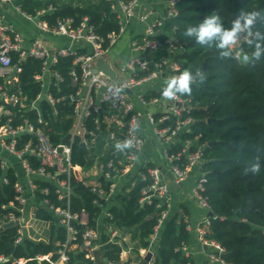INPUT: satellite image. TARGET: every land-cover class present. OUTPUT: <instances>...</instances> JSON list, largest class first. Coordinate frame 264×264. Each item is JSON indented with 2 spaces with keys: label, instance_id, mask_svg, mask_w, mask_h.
<instances>
[{
  "label": "built area",
  "instance_id": "1",
  "mask_svg": "<svg viewBox=\"0 0 264 264\" xmlns=\"http://www.w3.org/2000/svg\"><path fill=\"white\" fill-rule=\"evenodd\" d=\"M21 1L0 0L3 4L11 5L43 33L64 37L67 41L63 45L50 47L44 37L37 35L28 42L21 30L0 15V77L8 84L7 88L0 84V168L5 172L14 168L4 157L5 152L17 158L26 176L25 183L18 176L15 185L17 203H9L12 211L1 224L14 222L19 227L15 244L21 243L24 238L47 241L51 236L34 223L35 220H45L26 217L27 188L33 200L42 201L44 208L55 215L57 226L65 230V239H59L57 232L53 235L57 258L51 261L48 255L38 254L33 259L39 264L44 260L50 261V264H68L72 254H84L96 264L97 253H105V246L109 243L121 246V260L115 261L105 256L104 264H126L122 261L124 255L129 259L138 255L140 263L154 264L161 229L172 207L169 172L177 184L193 177V198L208 213L194 227L198 242L205 248L206 259L202 263L196 262V252L189 243L178 249L190 259L184 264H234L225 259V247L209 236L211 205L204 194L208 178L201 169L205 144L197 143L193 149L198 137L191 139L184 136L195 120L191 114V99L180 96L166 103L160 92L151 88L152 82L163 73L175 76L181 72V64L172 59V55L180 51L178 39L173 34L167 35L164 28L166 18L178 14V0H168L165 17L151 18L149 12L140 15V21L145 25L144 33L130 40L131 55L117 65L107 58V53L127 31L141 0H108L119 18V29L107 37L97 32L88 16L77 25L73 18H59L51 25L43 16L56 10L53 4L32 14L22 8ZM160 52L164 54L159 55ZM65 57L73 59L69 74L71 84L76 86L77 91L68 97L73 104L71 127L61 141L55 143L46 131L50 122L42 114L41 102L47 101L53 113L58 114L57 104L61 98L56 97L51 88L65 79L57 68L60 59ZM28 58L42 61L41 71L35 75L41 89L30 102L19 87V73L23 70L20 62ZM100 58H104L115 70V79L97 67ZM106 107L121 118L117 126L108 125L103 120L102 111ZM32 111L37 113L35 121L26 114ZM98 112L101 117H92ZM91 119L94 120L93 127H90ZM146 121L158 142L164 146L166 166L142 161L146 145L143 125ZM81 143L86 144L88 152H78H84L90 159L95 157L90 166L75 161V145L79 149ZM100 144L102 149L98 151ZM76 173L97 194L95 203L100 206L101 213L95 219L94 226L86 210H72ZM138 178L147 183L142 189L140 203L152 204L158 200L156 213L159 217L148 238V245L136 252L130 232L122 231L111 222L113 214L110 208L116 204L118 195L129 189L128 182L134 185ZM39 181L48 182L54 187V194L61 205L51 202L48 197L39 198L36 195L37 192L50 193L49 186L41 187ZM2 183H8L5 176ZM185 221L191 230L187 217ZM261 228L264 232V224ZM103 235L106 236L104 240ZM149 253L151 259L146 261ZM8 259L10 256L0 253V264ZM28 260L18 258L15 262L24 264Z\"/></svg>",
  "mask_w": 264,
  "mask_h": 264
},
{
  "label": "trees",
  "instance_id": "2",
  "mask_svg": "<svg viewBox=\"0 0 264 264\" xmlns=\"http://www.w3.org/2000/svg\"><path fill=\"white\" fill-rule=\"evenodd\" d=\"M20 4L32 14L53 4L56 10L43 16L51 25L59 18H73L77 25L88 16L97 32L103 36L107 37L119 29V18L108 0H22ZM177 9L178 14L167 17L164 26L178 39L177 45L180 47L172 59L181 64V72L200 69L206 73L205 82L194 84L192 94L182 97L191 99V114L195 119L184 136L191 139L198 137L193 149L197 143L205 144L201 169L208 178L204 194L212 212L209 236L225 247L226 260L234 264H264V232L261 228L264 224V13L256 21L253 36L242 34L236 45L242 55H251L255 43L261 44V59L247 65L232 58H221L214 45L211 48L201 46L184 35L187 27L197 26L213 12L221 17L226 28H230L241 10H264V0H178ZM257 32L259 37L255 35ZM249 40L253 42L251 46L247 43ZM72 63V58L65 57L57 64L65 78L51 88L54 95L61 98L57 104L58 114L53 113L47 101L41 102L42 114L50 122L46 131L55 143L61 141L73 122V104L68 99L77 91L70 80ZM20 64L23 70L19 73V87L30 102L41 89L35 75L41 71L42 61L28 58ZM0 84L5 88L8 86L2 77ZM26 114L33 121L37 119V113L33 111ZM97 116L101 117L99 112L92 115ZM93 126L94 120L91 119L90 127ZM101 149L102 144L97 147L98 151ZM78 151L76 144L75 161L90 166L95 157L90 159L84 152ZM257 162L260 171L253 175L248 170ZM4 176L8 183H2ZM17 181L18 174L14 168L6 172L0 168V226L12 211L9 203L16 202ZM39 183L41 187L50 188L48 194L37 192L39 198L48 197L56 205L62 204L56 199L52 185L45 181ZM74 184L72 210H86L94 226L95 219L101 213L100 206L95 203L97 194L83 183L77 173ZM146 185L138 178L127 192L125 190L118 195L116 204L110 208L113 214L111 222L122 231L130 232L132 241H137L136 252L148 245V238L159 217L156 213L158 200L152 204L140 203L142 189ZM183 213L178 211L171 214L162 227L154 264H184L190 260L178 250L188 245L192 237L185 221L187 214ZM36 217L50 222L51 237L47 241L24 238L21 243L15 244L19 227L13 225L5 228L0 231V253L10 256V259L1 264H17L15 260L18 258L30 259L24 264H39L33 259L38 254L48 255L51 261L57 258L53 234L57 231L58 238L65 239V230L57 226L55 215L44 207L36 210ZM105 249L107 258L121 260V246L109 243ZM42 264H50V261L44 260ZM69 264L95 263L84 254H72Z\"/></svg>",
  "mask_w": 264,
  "mask_h": 264
},
{
  "label": "crops",
  "instance_id": "3",
  "mask_svg": "<svg viewBox=\"0 0 264 264\" xmlns=\"http://www.w3.org/2000/svg\"><path fill=\"white\" fill-rule=\"evenodd\" d=\"M79 1V0H76ZM168 11V0H141L137 6L136 16L132 19L127 31L120 37L118 40V44H116L117 49L120 52H123L118 58H113L111 55H108L107 58L113 62V64L117 65L121 62L128 59L131 55L130 50V40L133 37H140L144 33L145 25L140 21V15L145 13H151V18L155 17H165ZM18 12L8 4H3L0 2V15L6 20V22L12 24L17 29L21 30L26 40L29 42L30 39L33 37L40 35L45 38L46 44L50 47H57L59 45H63L66 43V38L64 37H56L51 34L43 33L40 29L34 26L31 22L27 21V23H15V18L18 16ZM24 19V18H23ZM31 25L33 28L29 27ZM167 35L173 34L171 31L165 30ZM110 51V50H109ZM164 52H160L159 55H163ZM172 76L169 73H163L160 77L156 78L152 84L151 88L155 91H159L160 94L162 92L163 87L165 86V81L170 79ZM161 98L166 103L169 100H165L162 95ZM103 115L102 118L106 122V124L111 126H117L119 119H121L116 113L111 111L109 108H105L102 111ZM143 134L146 139L145 149L142 154V161H148L152 165H161L166 166V161L164 157V146L158 142L156 137L153 134L151 125L146 121L143 125ZM4 157L8 161L10 165L14 167L16 170L20 180L22 182H26L25 172L20 165V162L14 156H11L8 153H3ZM167 169V168H166ZM167 171V170H166ZM193 177L190 176L184 179L179 184L175 183L173 176L168 172V182L170 184L171 192H172V207L170 210V215L181 211L182 213H186V217L189 219L191 224V241L190 246L192 247L193 251L196 252L195 260L198 263H202L205 261V248L198 242L196 238V234L194 231L195 225L201 221L203 218L208 216V213L202 210L196 200L193 198L192 188H193ZM131 188L133 185L128 182ZM125 192V191H124ZM127 192V190H126ZM27 197H29L27 204L25 205V215L33 220L36 218V210L39 207H44L42 201L40 200H33L31 197V192L26 188L25 191ZM183 213V214H184ZM34 223L42 229L45 233L50 234V222L46 221H34ZM31 234L33 231H30ZM57 232V231H56ZM55 232V233H56ZM54 233V234H55ZM53 234V235H54ZM51 235V234H50ZM131 235V234H130ZM51 237V236H50ZM132 238V235H131ZM137 244V241L134 242ZM97 261L96 264H104L105 263V253L100 251L97 253ZM123 263H131V264H140V260L138 255L133 256V259H129L128 256H123L122 258ZM58 264H66L64 262H59ZM69 264V263H68Z\"/></svg>",
  "mask_w": 264,
  "mask_h": 264
},
{
  "label": "clouds",
  "instance_id": "4",
  "mask_svg": "<svg viewBox=\"0 0 264 264\" xmlns=\"http://www.w3.org/2000/svg\"><path fill=\"white\" fill-rule=\"evenodd\" d=\"M264 10L244 11L241 10L236 18L232 21L231 27L226 28L221 17L213 12L206 16L197 26H189L184 32L186 37L193 38L195 42L201 46L207 45L211 48L213 45L219 50L221 58H232L243 65L259 61L262 55V46L260 43H255L254 51L251 55L243 53L236 47L241 35L253 36V28L256 21L261 17ZM259 37V33H255ZM249 46L252 41H247ZM199 77V79H197ZM206 80V73L200 69L193 72L190 69H185L179 75L172 76L165 81V86L162 89L161 95L165 100L174 101L180 96L191 95L192 86L194 84H203ZM127 146V145H125ZM119 148L120 145H117ZM253 175L260 171V164L257 162L248 170Z\"/></svg>",
  "mask_w": 264,
  "mask_h": 264
},
{
  "label": "water",
  "instance_id": "5",
  "mask_svg": "<svg viewBox=\"0 0 264 264\" xmlns=\"http://www.w3.org/2000/svg\"><path fill=\"white\" fill-rule=\"evenodd\" d=\"M97 67L102 69L106 74H108L111 78L115 79L116 78V72L115 70L111 67V65L105 61L104 58H100L97 62ZM98 68H96L95 70H97ZM69 137V135L67 136ZM210 144H212V142H210ZM79 151L80 150H85L86 152H88V148L86 146L85 143H81L79 145ZM210 215H212V212L209 213ZM14 225V222H7V223H4L2 226H0V231L4 230L5 228L7 227H10V226H13ZM126 231V230H125ZM151 259V253H149L147 256H146V261H149Z\"/></svg>",
  "mask_w": 264,
  "mask_h": 264
},
{
  "label": "rangeland",
  "instance_id": "6",
  "mask_svg": "<svg viewBox=\"0 0 264 264\" xmlns=\"http://www.w3.org/2000/svg\"><path fill=\"white\" fill-rule=\"evenodd\" d=\"M65 1H69V0H65ZM25 19H23V17L20 15V14H18V16H16V18H15V23H19V24H21V23H27V21H24ZM29 27H31V28H33L31 25H29ZM118 44V43H117ZM123 52H120L118 49H117V47H116V45L115 46H113L111 49H110V51L107 53V55H111L113 58H118L121 54H122ZM108 108V107H107Z\"/></svg>",
  "mask_w": 264,
  "mask_h": 264
}]
</instances>
